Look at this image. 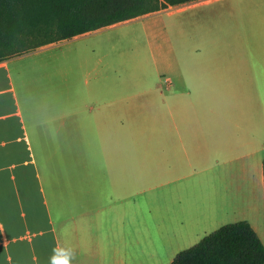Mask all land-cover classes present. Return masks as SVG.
Instances as JSON below:
<instances>
[{
  "label": "crops",
  "instance_id": "0c3cea01",
  "mask_svg": "<svg viewBox=\"0 0 264 264\" xmlns=\"http://www.w3.org/2000/svg\"><path fill=\"white\" fill-rule=\"evenodd\" d=\"M169 79L177 87L172 83L158 92L154 103L149 89L124 96L94 87L87 74V87L78 90L70 107L67 100L53 104L47 62L24 54L0 60V264H50L58 246L69 256L95 248L85 222L95 209L118 203L116 187H128L124 150L132 137V113L154 104L158 157L171 152L176 180L203 173L219 202L223 191H238V219L248 221L264 243V0H240V73L172 72ZM53 189L60 190V231ZM68 194L78 211L75 224L63 217ZM118 211L127 217L123 207ZM203 213L210 218V203Z\"/></svg>",
  "mask_w": 264,
  "mask_h": 264
},
{
  "label": "rangeland",
  "instance_id": "374dc122",
  "mask_svg": "<svg viewBox=\"0 0 264 264\" xmlns=\"http://www.w3.org/2000/svg\"><path fill=\"white\" fill-rule=\"evenodd\" d=\"M203 1L208 0L171 6L24 55L27 60L48 63L53 104L67 100L74 106L78 90L87 87V74L94 87H111L124 96L149 89L155 103L158 92L176 82L169 79L172 72L240 73V0ZM121 103L129 104L127 100ZM132 114V137L124 150L128 187H116L121 196L117 204L106 211L95 209L90 215L92 220L85 223L87 232L94 235L95 248L70 255V264H171L181 251L206 235L240 221L238 191H223L219 202L203 173L177 181L171 152L165 159L158 157L155 104L138 107ZM74 173H80V168ZM182 183L194 187L181 189ZM37 195L39 214L44 218L47 213L40 187ZM53 198L55 226L60 231L59 189L57 193L53 189ZM65 201L70 205L68 212L63 207V217L75 224L72 217L78 211L71 204L73 198ZM209 203L212 214L207 218L203 206ZM219 203L221 211H214ZM120 207L127 217L119 215ZM72 230L78 232L77 226Z\"/></svg>",
  "mask_w": 264,
  "mask_h": 264
},
{
  "label": "trees",
  "instance_id": "16d2710c",
  "mask_svg": "<svg viewBox=\"0 0 264 264\" xmlns=\"http://www.w3.org/2000/svg\"><path fill=\"white\" fill-rule=\"evenodd\" d=\"M193 1L0 0V60ZM171 264H264V243L248 221H239L181 251Z\"/></svg>",
  "mask_w": 264,
  "mask_h": 264
},
{
  "label": "clouds",
  "instance_id": "9594fccd",
  "mask_svg": "<svg viewBox=\"0 0 264 264\" xmlns=\"http://www.w3.org/2000/svg\"><path fill=\"white\" fill-rule=\"evenodd\" d=\"M53 255L50 260V264H70L71 256L65 254V250L61 247L53 249Z\"/></svg>",
  "mask_w": 264,
  "mask_h": 264
}]
</instances>
